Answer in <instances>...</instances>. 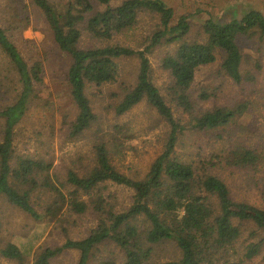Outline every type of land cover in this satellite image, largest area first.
<instances>
[{
	"label": "trees",
	"instance_id": "obj_1",
	"mask_svg": "<svg viewBox=\"0 0 264 264\" xmlns=\"http://www.w3.org/2000/svg\"><path fill=\"white\" fill-rule=\"evenodd\" d=\"M2 1L0 200L35 222L63 228L64 243L38 249L33 264H53L67 251L79 253L77 264H92L97 252L110 247L119 254L111 250L110 257L99 264H255L259 258L264 262V209L237 201L230 186L212 172L230 169L234 176L242 173L259 186L255 174L262 171L258 167L264 161V148L238 143L209 160L179 152L188 135L218 133L217 138L223 139L222 133L232 127L252 129L241 124L251 115L252 102L202 111L191 92L197 72L215 64L235 86L256 83L255 75L243 70L241 44L258 35L264 39L262 12L246 10L226 22L209 18L201 26L202 33L191 39V16L176 19L165 0ZM10 14L14 22L5 28ZM31 16L42 18L54 52L68 66L65 80L76 110L69 124L70 138L90 132L95 138L93 164L68 167L62 176L52 174L53 159L30 151L33 142L45 144L44 134L37 130L33 136L26 134L49 62L34 42L22 36L33 26ZM145 18L154 27L136 45L121 38ZM163 47L160 68L170 80L166 88L156 84L150 61ZM133 61L137 66L125 73V63ZM112 85L119 89L113 94L116 103L109 106L116 117L146 102L164 123L158 136L162 149L143 177L128 175L114 164L130 148L124 140L134 138V131L126 124L103 122L93 107L91 96L97 93L92 94L91 87L99 90ZM210 98L206 89L198 95V101ZM110 185L131 191L130 203L121 204L108 191ZM86 215L93 216L97 225L77 237L72 230L79 229V217ZM250 225L255 230L248 231ZM247 231L249 238L244 239ZM167 243L177 247L179 257L156 262V247ZM28 255L11 238L0 239L2 259L23 264Z\"/></svg>",
	"mask_w": 264,
	"mask_h": 264
},
{
	"label": "rangeland",
	"instance_id": "obj_2",
	"mask_svg": "<svg viewBox=\"0 0 264 264\" xmlns=\"http://www.w3.org/2000/svg\"><path fill=\"white\" fill-rule=\"evenodd\" d=\"M54 1L59 2V0ZM165 2L174 9L176 19L182 15L191 16V39L197 38L202 33L201 26L209 18L226 22L234 16H243L246 10H257L264 14V0H165ZM25 3H29L28 0H25ZM4 6L5 2L0 0L1 15ZM31 21L33 22L32 25L36 24L39 29L30 26L23 31L22 36L25 40L34 42L35 49L39 50L40 56L48 57L49 62L45 63V86L39 96L38 103L34 107L32 123L26 125V134L33 136V130L44 134L42 140L45 144L33 142L30 144V151L36 150L43 158L53 159L52 174L62 176L68 167L74 166L79 169L93 164L92 144L95 138L91 132L79 139L70 138L69 124L76 118V110L74 111L65 80V72L68 66L54 52V47L44 32L42 18L31 16ZM13 22L14 18L10 14L4 21L5 28H8ZM153 27V21L145 18L135 31L121 38H125L130 45L134 46L140 41L141 36L144 37ZM125 39L124 41H126ZM134 40L137 41L134 42ZM241 48L245 58L243 70L255 75V84L247 83L243 87L235 86L227 77L222 75L220 65L215 64L197 72L191 94L200 104L202 111L212 110L215 107L235 106L241 102H252L254 106L251 115L242 119L241 122V124L249 125L252 129L250 132H246L238 127H232L228 130L229 133H222L223 139L217 138L218 133L188 135L185 144L179 149L181 155L192 159L201 156L203 160H209L213 154H220L222 150L229 151L238 143L260 147V150L264 148V39H261L259 35L253 39H245ZM165 49V47L158 49L150 57L154 80L162 88H166L170 84L168 74L160 68V60L166 51ZM136 66V61L127 62L124 65V72L129 74ZM117 87V85H112L99 90H93L91 87L90 92L97 93V96H91L92 104L96 113L104 120L103 122L126 124L131 131H134V138L124 140L125 143L127 141V146L130 145V148L126 149L124 156L117 158L114 164L128 175L143 177L149 165L162 149L161 143L158 142V136L162 134L164 123L152 109L148 108L146 102L128 114L120 118L116 117L114 110L109 109V106L114 105L117 101L113 97V94L119 92ZM203 89L208 90L211 95L210 100L206 102L198 101V95ZM254 91L257 93L254 94ZM258 169L262 170L255 174L260 180L259 186L252 181L245 180L246 176L242 173L234 176L230 169L216 168L212 172L217 173L230 186L232 195L237 201H246L264 209V161ZM108 191L114 193L121 204L128 205L131 201L132 193L129 190L110 185ZM79 219L81 220L78 225L79 229L74 228L72 230L77 237L86 235L90 228L97 225L96 219L91 215L79 217ZM0 223L2 229L0 239L11 238L22 251H27L29 254L23 264H33V258L38 249L54 248L64 243L62 227L55 228V223L35 222L2 200H0ZM246 227H248V231L255 230L251 225ZM248 231L244 233V239L249 238ZM253 240L258 241V238ZM111 250L119 254V251L114 247L101 250L96 253V258L92 264H99L108 259ZM179 255V250L172 243L156 247L155 256L158 263L172 262ZM78 259V252L67 251L53 264H77ZM0 264L20 263L10 262L0 257ZM255 264H264V262L262 258H259Z\"/></svg>",
	"mask_w": 264,
	"mask_h": 264
}]
</instances>
